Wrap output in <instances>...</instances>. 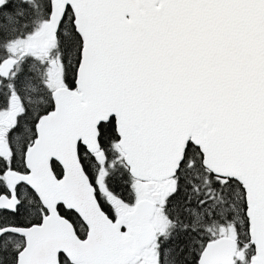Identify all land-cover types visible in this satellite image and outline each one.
<instances>
[{"label":"snow or ice","instance_id":"snow-or-ice-1","mask_svg":"<svg viewBox=\"0 0 264 264\" xmlns=\"http://www.w3.org/2000/svg\"><path fill=\"white\" fill-rule=\"evenodd\" d=\"M0 264H264V0H0Z\"/></svg>","mask_w":264,"mask_h":264}]
</instances>
